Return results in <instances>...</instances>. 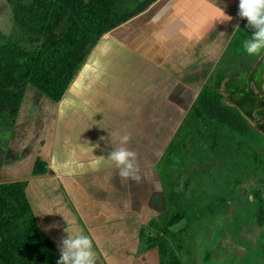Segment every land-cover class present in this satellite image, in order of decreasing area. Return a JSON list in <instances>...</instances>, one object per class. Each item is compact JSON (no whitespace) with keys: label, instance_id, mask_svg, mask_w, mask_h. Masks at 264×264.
Instances as JSON below:
<instances>
[{"label":"crops","instance_id":"0c3cea01","mask_svg":"<svg viewBox=\"0 0 264 264\" xmlns=\"http://www.w3.org/2000/svg\"><path fill=\"white\" fill-rule=\"evenodd\" d=\"M238 5L155 0L100 39L59 101L27 89L7 131L0 178H24L18 182L37 224L59 254L62 239L84 235L96 264H161L143 235L170 205L165 163L181 117L172 94H191L197 79L201 90L224 56L242 65L246 52L232 51L250 28ZM221 8L231 21L222 20ZM121 146L137 153L139 183L120 177L108 159Z\"/></svg>","mask_w":264,"mask_h":264},{"label":"rangeland","instance_id":"374dc122","mask_svg":"<svg viewBox=\"0 0 264 264\" xmlns=\"http://www.w3.org/2000/svg\"><path fill=\"white\" fill-rule=\"evenodd\" d=\"M134 7V2L128 1L120 10L126 13ZM11 14L6 0H0L2 32L11 30ZM251 30L246 35L248 39ZM232 52L245 51L243 47H234ZM239 56L243 58L242 65L230 64L222 57L221 70H214L201 90L202 81L197 79L198 86L192 88L191 94L181 93L183 89L178 88L172 94L181 107L165 163L172 188L188 205H194V200L204 205L211 200L215 203L219 195L226 199L216 205L215 214H196L193 209V221L182 216L169 223L163 217L158 228L148 224L146 234H162L178 256L179 264H264V226L255 221L254 196L258 192L264 198V57L246 53ZM207 72L210 71H204L201 78H207ZM191 76L184 80L191 82ZM176 78L175 81L180 79ZM203 95L217 97L226 107L236 108L249 132H232L217 121L198 115L195 107H200ZM1 124L0 157L12 122L3 119ZM175 208H169V214Z\"/></svg>","mask_w":264,"mask_h":264},{"label":"trees","instance_id":"16d2710c","mask_svg":"<svg viewBox=\"0 0 264 264\" xmlns=\"http://www.w3.org/2000/svg\"><path fill=\"white\" fill-rule=\"evenodd\" d=\"M128 1L134 2L135 7L121 12V5ZM154 1L6 0L11 8L12 28L9 32L0 30V125L3 119L12 121L17 117L30 87L59 101L100 39ZM195 112L229 131L249 132L237 109L226 107L217 97L210 99L203 95ZM43 171L44 168L38 169L40 173ZM24 190V182L0 184V264H57L60 254L39 228ZM174 191L168 198L169 208L176 206L174 212L169 214L168 209L159 220H153L154 228L159 227L163 217L171 223L182 216L193 221L195 211L215 214L216 205L226 201L219 195L215 203L211 200L204 205L194 200V205H188ZM254 196L255 221L264 226V198L258 192ZM143 236L147 247H158L161 264H179L178 256L162 234L145 232Z\"/></svg>","mask_w":264,"mask_h":264},{"label":"clouds","instance_id":"9594fccd","mask_svg":"<svg viewBox=\"0 0 264 264\" xmlns=\"http://www.w3.org/2000/svg\"><path fill=\"white\" fill-rule=\"evenodd\" d=\"M222 20L231 21L221 8ZM238 15L246 19L247 26L252 29L250 39L243 42V50L248 56H259L264 52V0H239ZM130 135L121 138V144L130 141ZM108 159L113 161L119 170L118 175L137 183L141 180L140 168L137 163V153L121 146L109 153ZM60 258L57 264H96V254L93 251V241L84 235L67 236L60 242Z\"/></svg>","mask_w":264,"mask_h":264},{"label":"water","instance_id":"95a60500","mask_svg":"<svg viewBox=\"0 0 264 264\" xmlns=\"http://www.w3.org/2000/svg\"><path fill=\"white\" fill-rule=\"evenodd\" d=\"M32 177H38V176H32ZM24 178H1L0 179V184H3V183H11V182H18L20 180H22Z\"/></svg>","mask_w":264,"mask_h":264}]
</instances>
